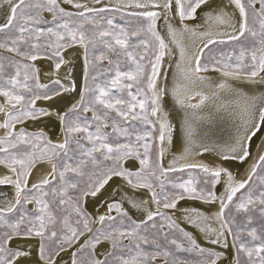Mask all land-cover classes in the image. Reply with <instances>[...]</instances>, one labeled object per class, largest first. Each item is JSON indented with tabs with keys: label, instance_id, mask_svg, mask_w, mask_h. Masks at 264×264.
Returning <instances> with one entry per match:
<instances>
[{
	"label": "snow or ice",
	"instance_id": "6c2138e0",
	"mask_svg": "<svg viewBox=\"0 0 264 264\" xmlns=\"http://www.w3.org/2000/svg\"><path fill=\"white\" fill-rule=\"evenodd\" d=\"M0 264H264V0H0Z\"/></svg>",
	"mask_w": 264,
	"mask_h": 264
},
{
	"label": "bare ground",
	"instance_id": "6f19581e",
	"mask_svg": "<svg viewBox=\"0 0 264 264\" xmlns=\"http://www.w3.org/2000/svg\"><path fill=\"white\" fill-rule=\"evenodd\" d=\"M74 75L78 76L79 75V67L74 68ZM231 122H224L221 121L218 126V130L216 132V135L213 137L214 140H227L228 139V134L231 131ZM179 140L177 141V150L179 149ZM256 155V149H255V141L253 142V156L255 158ZM209 157L206 155L205 159H208ZM238 163V162H237ZM248 165L245 164L243 168H240V174L243 175L245 169H247ZM232 170L235 172L237 171V168L235 165L232 166Z\"/></svg>",
	"mask_w": 264,
	"mask_h": 264
}]
</instances>
